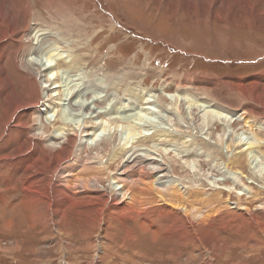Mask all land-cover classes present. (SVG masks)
I'll list each match as a JSON object with an SVG mask.
<instances>
[{
	"label": "rangeland",
	"instance_id": "rangeland-1",
	"mask_svg": "<svg viewBox=\"0 0 264 264\" xmlns=\"http://www.w3.org/2000/svg\"><path fill=\"white\" fill-rule=\"evenodd\" d=\"M0 4L11 22L4 28L12 27V33L7 31L5 38L4 76L15 93L10 96L5 92L0 97V140L4 127H8L7 112L15 101H25L22 72L15 65L29 49L24 33L37 22L50 32L44 39L46 44L59 51L67 50L63 56L73 55L77 60V74L61 71L63 96L73 89L72 94L83 98L86 94L81 97L80 93L88 91L87 88L96 99L106 95L107 105L101 110L114 119L116 114L130 116L138 110L134 100L138 94L160 95L169 105L162 104L168 114L163 112L156 121L160 122L159 127L172 129L178 141L164 144L165 141L153 140L147 145L152 147L151 151L153 148L158 153L165 151L167 164H173L177 173L175 178L187 186L203 184L201 199L213 195V188L219 187L223 188L220 196L224 201L221 206L214 204L210 208L223 213L221 217L204 223L192 219L195 234L184 224L182 213L166 205L145 210L135 205L127 211L119 194L114 200L117 204L111 206L112 192L102 191V185L98 186L101 191L80 193L82 198H94L82 202L78 199L80 194L65 190L62 184L61 191L67 192L77 204L49 205L46 185L54 184L59 177L54 175L56 171L65 164L66 168L70 166L74 156H66L67 162L57 165L52 163L56 159L54 153L20 159L16 151L19 146L32 147L30 131L42 134L49 130L60 135L56 128L63 127L62 121L70 126L76 119L72 115L77 112L62 101L61 120L58 116L54 127L50 124L45 129L47 113L37 115L33 108L18 110L15 117L26 114L22 118V134L16 132L9 147L0 149V264H115L117 250L128 252L134 260L141 258V264H264V148L247 151L251 157L247 156L245 167L235 170L230 165L223 169L228 175L222 171V175H214L239 154L242 146L236 148V144L240 141L242 144L260 139L264 143V125L257 124L251 130L243 126L239 117L246 111L264 122V112L256 108L258 101L264 99V0H0ZM42 82L41 79L37 82L39 87L45 85ZM192 90H206L234 111L231 115L223 114L230 122L227 128L220 123H207L209 109L205 107L198 111L196 127L173 113L170 102ZM51 94L39 97V110L47 109L49 102L41 106L46 98L51 100ZM83 113L86 112L80 111L76 116ZM89 120L93 125L100 118ZM117 124L125 126L123 122ZM117 130L103 137L110 141V149L124 143L120 139L123 130ZM184 140L195 141L184 147L181 144ZM35 141L38 152H43L45 144ZM81 148L76 149V159L82 156L85 161L87 153ZM4 157L12 160L2 162ZM105 157L102 163L108 158ZM119 169L115 163L110 170L115 173ZM109 183L119 189L116 182ZM25 186H31L28 192ZM248 191L258 192L255 201L248 198ZM52 192H56L54 186ZM141 196L145 198L147 193L140 191ZM25 200L30 201L22 206ZM52 209L59 215L51 217ZM6 220L11 222L9 229L4 226Z\"/></svg>",
	"mask_w": 264,
	"mask_h": 264
},
{
	"label": "bare ground",
	"instance_id": "bare-ground-1",
	"mask_svg": "<svg viewBox=\"0 0 264 264\" xmlns=\"http://www.w3.org/2000/svg\"><path fill=\"white\" fill-rule=\"evenodd\" d=\"M9 20L10 18L6 15L4 9L0 4V97L3 96L5 92H7V94L9 93L10 96L11 94L12 95L15 94L14 91L12 90L11 83L7 81L6 76H4L5 68L3 66V62L6 57L5 56L6 54L5 38L7 36L6 32L9 31L10 33H12L11 26L9 27L7 26L8 27L7 30L4 28L6 24L9 25L10 23L11 25V22H9ZM45 31H47V29L40 28L39 23L34 22L29 26V30L24 33L26 42L29 43L28 44L29 47L27 46L29 49L27 52H26L27 49L22 50L23 52L26 53L25 54L23 53V56L20 55L21 58L17 60L18 65L16 64L15 66H18L20 71L22 72L21 80L23 81V83L21 85V89L23 91L22 93H24L25 101L22 100L15 101L12 109L9 111V113L7 112L5 123L6 125L8 124V127L7 128L4 127L3 130L4 135L0 140L1 141L0 149H6L7 147H9L10 145L9 143L16 138L15 137L16 132L19 135L22 134L20 133L21 128L24 126L22 123V118H24L26 114L24 116L15 117L14 113L15 112L17 113L18 110L25 111L28 108H33L34 112L37 115L41 113H47L48 116L47 114H46L47 117L45 116L46 117V125H44L45 129L50 128V126L54 127L55 123L58 122V116L60 117L61 120L60 106L62 104V101L64 106L67 105V107L70 108L72 112H77L76 114H78L80 111L86 112L85 114L83 113V115H79V116H76V114L72 115L70 113L73 117H76L74 121L72 120L73 123L71 122L69 126L66 121H62L63 127L59 126L58 128H56L58 134L61 133L62 135L61 134L57 135L55 134V132L49 133V130L46 131L45 133L41 132L42 134L34 133L33 131L32 132L30 131L28 138L32 142L31 144L32 147L28 146L24 148L19 146V148H17L16 157H19L20 159L28 155L31 156L36 155L38 157L46 153L48 155L49 154L53 155L54 153L56 159L53 158L52 163L57 165H61L62 163L65 164V162H67V160H64L66 156H72V155L74 156L72 157L73 161L70 164V166H68L69 165L68 164L67 165L68 167L66 168L65 166L66 164H65L64 165L65 167L60 166L59 172L56 171L54 175L58 174L59 177H57L56 180L53 181L54 184L52 186L46 185V188L44 190L46 193V202L54 207H62L67 204H77L72 202V197L68 195L67 192L63 193V191H61L60 187L62 184L65 185L63 186L65 190H72L78 195L80 193L85 194L84 192H89V194H91L93 191H98V190L101 191L98 188V186L102 185L101 186L103 188L102 191L106 193L112 192L111 195L113 198L111 199L112 202L111 206L117 204L114 200L115 197L118 196L119 194L122 196L121 203L125 204L127 211L133 210V209H129L128 207H134L135 205L138 208H140V210H145L155 205H160V206L166 205L170 207L172 210L174 211L179 210L182 213L181 216L184 220V224L187 223L186 226H189L188 228L189 230L191 229V231L192 230L195 231L193 232L194 234L196 233V230L193 227L194 225L192 223L193 221L192 219H196L197 221L204 223L209 219L212 218L215 219L217 217H221L223 213H220L219 210L214 211L210 208L214 207L215 206L214 204H218L220 206L224 204V201H222V197L220 196L223 188L220 189L219 187H215L213 188V195L210 194L208 198L205 197L201 199L202 196L201 191L204 190L203 184L200 185L201 187L187 186L188 185L187 183L175 178L174 176H176L177 173H175L174 167L172 166L173 164L172 165L167 164V160H165L164 158L165 151L158 153L157 152L158 149L155 148H153L154 151H151L150 148L152 147L147 145L148 142L152 143L153 140L165 141L164 144L169 141L173 143L178 141L176 137L177 134H174L171 131L172 129L169 130L164 127H159L158 125H160L159 124L160 122L158 123L156 121L157 119L156 117L160 116L163 112L165 114L166 113L168 114L166 107H168L169 105L167 104L166 100L160 97V95H155V94L150 95L148 93L138 94V99H134L136 100V103L138 105V110L136 112H133V114L130 116L120 114L119 117L115 113L116 116H114L113 119V115L109 114V116H106L107 113L109 112L101 110L102 107L106 108L108 101L106 99V95L104 96V98L100 100L96 99L94 92L92 91L88 93L91 90L87 88L88 91L80 93L81 97L86 94V96H84L83 98H79V96L76 95L77 93L72 94L75 91L73 89L72 90L69 89L63 96L64 91H61L62 78L60 77L62 76V74H64L62 73L63 69L66 72L74 71V73H76L79 67L75 65V62L77 60L74 58L73 55H71L70 57H68L67 55L63 56L65 55L67 50L66 52L61 50L59 51L54 46H50L49 44H46L44 42V39L50 33L49 31H47V33ZM1 44L4 45L1 46ZM30 78H32V80L28 81L30 80ZM39 79H41V82L43 81L45 85L43 86L40 85L39 87V85L37 84ZM254 84L257 85L258 83L254 82ZM93 87L94 86H92V88ZM101 88H103V86ZM102 91L104 92V89ZM49 92L53 94V95L51 94L52 96L51 100H47L46 98V100L41 106L43 107L44 104L49 102V104L46 106L47 109L44 110L40 108L39 110V101L41 97ZM242 93L244 94V90H242ZM182 95H178L174 101H171L170 107L171 110L174 111L173 113H176L180 118H182V120L186 121L188 124H193L196 127V123L199 121L198 111L202 107L209 109L206 111V114L208 116V120L206 121L207 123L210 122L214 124L220 123L225 128H227V126L230 124V122L226 120V116H224L223 114L231 115V112L234 111L230 110L227 106L220 104L218 98L214 97L213 95H210L209 92H207L206 90H201L200 92L199 91L196 92V90H192L186 95H183L185 97L184 99L187 98L186 102L184 99L181 98ZM187 95L190 98L186 97ZM240 95L242 96V94ZM9 98L12 99V97ZM247 101L250 100L247 99ZM162 104L163 105L165 104L166 107L164 108ZM186 104L188 105L187 107H185ZM123 107L122 109H124ZM128 108L131 109V107ZM256 108H260V110L264 112V99L260 103L258 101V105L256 106ZM187 109L189 110L188 111L189 113L186 112ZM124 112L125 111L121 110L122 114H124ZM87 114L88 116H86ZM235 114L236 113H234V115ZM93 117H95L96 119L100 118V120L98 122L94 121L95 123L91 122L93 125H90L89 119ZM239 117L242 119L244 123L243 126L244 127L246 126L249 129L251 128V130L253 126H256L257 124L264 125V122L261 123L260 121H257L255 118H253L250 115V113H247L246 111H242L239 114ZM81 120H85V121H81ZM119 122L125 123V126L121 127V125L117 124ZM113 125L115 126L111 127ZM65 126L67 127V129H64ZM68 127H72V129H68ZM157 127L158 129H156ZM117 128H121L123 130V134H122L123 137H121L120 135L121 137L120 139H122L124 143H122L123 145L120 147H117L115 149H110L109 148L110 141H107V139L103 137L111 136L113 132H119ZM33 138L38 142H42L43 144H45L44 145L45 148L43 149V152H38L37 148L35 147L36 143H34L36 141ZM53 140H58V141L60 140V141L59 143L54 144L52 143ZM259 140L246 141L245 143L242 144H240L241 143L240 141V143L236 144V148H240L242 146V149H240L239 151L237 150L238 151L237 153L239 154L238 155L235 154L234 157H232L233 155L230 156L232 157V159L229 160L227 159L228 163L227 164L224 163V167H222L221 170L220 169L217 170L216 174L214 175L218 176L217 173H219V175L222 174L228 175L227 173H225V171H223V169L224 170L228 169L230 165L232 166L234 165L235 170L238 167L239 168L245 167L244 162H246V160L248 159L247 156H249L250 159L251 150L253 148L262 150V148H264V143H261L262 140L261 141ZM194 141L195 140H184L182 141L181 144L185 147V145L188 146L186 143H190L189 145H191L192 143H194ZM243 146L245 147L243 148ZM77 147L78 148L82 147L84 148L83 150L86 151L87 158L85 161H82L83 160L82 156L80 160L76 159L75 153ZM228 147L230 146L226 145V148ZM139 152H144V153L140 154ZM36 153H38V155ZM245 153H247L246 157H245ZM105 155H107L108 158L106 159V161L102 163ZM262 155H264V153ZM125 156H127V158ZM158 159H162L163 161H160ZM1 160L2 162H5L7 160H12V159H10L9 157L8 158L4 157ZM115 163L119 165L120 169L118 170L119 172L114 173L111 172L110 169L111 166L114 165ZM176 163L178 164L177 161ZM179 164H181L180 161ZM28 166L31 167V165ZM181 166L184 171H187L189 173V170L185 166H183V163L181 164ZM197 166H198L197 168L199 169V164ZM220 171H222L221 172L222 174L220 173ZM240 173L242 174V172ZM110 181L116 182V184L119 185V189L112 188L111 187L112 185H110L109 183ZM105 183H107L106 187L104 186ZM53 186L54 189H56V192L54 193L52 192ZM25 187L27 192L29 190L28 188H31V186L28 187L25 186ZM140 191L146 192L147 197L144 198L141 196L140 198L139 197ZM247 193L249 195L248 198L252 199L253 201H255L256 196L259 195L258 192H254V191L252 192L248 191ZM194 194H196L195 197H193ZM80 196L81 194L79 195L78 199L82 202L94 199L93 197L90 196L84 198ZM29 201L30 200H25L23 203L21 202L20 203L22 206L24 205L26 206ZM56 203L57 206H55ZM105 205H108L107 201ZM57 212L55 211L54 213L52 209L51 217H55V215L58 214ZM31 216L33 217L32 214ZM32 217L30 218L32 219ZM39 217L40 215H38V218ZM4 224H5L4 226L8 229L11 227V222L9 220L8 221L6 220Z\"/></svg>",
	"mask_w": 264,
	"mask_h": 264
},
{
	"label": "crops",
	"instance_id": "crops-1",
	"mask_svg": "<svg viewBox=\"0 0 264 264\" xmlns=\"http://www.w3.org/2000/svg\"><path fill=\"white\" fill-rule=\"evenodd\" d=\"M118 253V261L115 264H141V258L132 259L128 252H120ZM115 254V253H114ZM68 264V263H67Z\"/></svg>",
	"mask_w": 264,
	"mask_h": 264
}]
</instances>
